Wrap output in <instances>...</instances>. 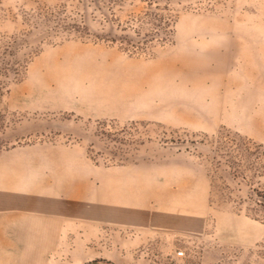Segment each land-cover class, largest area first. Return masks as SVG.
<instances>
[{"label": "rangeland", "instance_id": "374dc122", "mask_svg": "<svg viewBox=\"0 0 264 264\" xmlns=\"http://www.w3.org/2000/svg\"><path fill=\"white\" fill-rule=\"evenodd\" d=\"M0 264H264V0H0Z\"/></svg>", "mask_w": 264, "mask_h": 264}, {"label": "built area", "instance_id": "2783aa9c", "mask_svg": "<svg viewBox=\"0 0 264 264\" xmlns=\"http://www.w3.org/2000/svg\"><path fill=\"white\" fill-rule=\"evenodd\" d=\"M184 255H185V253H184L183 250H179V251L177 252V256H178V257H183Z\"/></svg>", "mask_w": 264, "mask_h": 264}, {"label": "trees", "instance_id": "16d2710c", "mask_svg": "<svg viewBox=\"0 0 264 264\" xmlns=\"http://www.w3.org/2000/svg\"><path fill=\"white\" fill-rule=\"evenodd\" d=\"M161 22H162V20H161ZM165 24L169 25V24H170V22H169V21H165Z\"/></svg>", "mask_w": 264, "mask_h": 264}, {"label": "bare ground", "instance_id": "6f19581e", "mask_svg": "<svg viewBox=\"0 0 264 264\" xmlns=\"http://www.w3.org/2000/svg\"><path fill=\"white\" fill-rule=\"evenodd\" d=\"M41 194V193H40Z\"/></svg>", "mask_w": 264, "mask_h": 264}]
</instances>
